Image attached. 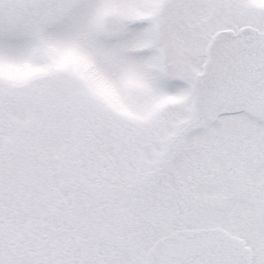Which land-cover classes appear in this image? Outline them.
<instances>
[{
  "label": "snow or ice",
  "instance_id": "1",
  "mask_svg": "<svg viewBox=\"0 0 264 264\" xmlns=\"http://www.w3.org/2000/svg\"><path fill=\"white\" fill-rule=\"evenodd\" d=\"M0 264H264V0H0Z\"/></svg>",
  "mask_w": 264,
  "mask_h": 264
}]
</instances>
